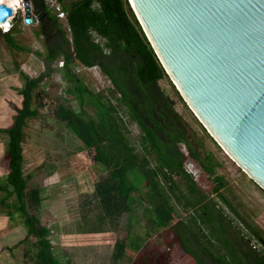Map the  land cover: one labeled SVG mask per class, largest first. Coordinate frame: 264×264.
<instances>
[{
	"label": "trees",
	"instance_id": "16d2710c",
	"mask_svg": "<svg viewBox=\"0 0 264 264\" xmlns=\"http://www.w3.org/2000/svg\"><path fill=\"white\" fill-rule=\"evenodd\" d=\"M32 1L36 5L37 0ZM56 1L66 14L70 39L60 28L58 15L47 13L44 26L49 31L58 30L61 36L60 39L43 37L47 48L46 64L51 71V65L59 57L63 58L67 79L78 86L81 111L75 113L61 103L55 115L66 122L84 149L94 150V162L106 171L96 182L92 196L104 215L87 234L107 232L103 229L105 222L109 224V229L115 228L125 215L130 223L137 205L132 206L134 199L143 206V213L136 220H146L157 231L172 224L176 208L181 205L185 211L193 209L189 218L191 221L187 225L184 222L175 223L173 234L178 238L184 254L192 257L196 264H264V244L258 242V232L243 220L247 230V234H243L241 228L234 227L236 219L226 213L242 221L221 192L225 183L216 175L220 163L213 153L205 150L204 140L177 112L171 97L161 90L160 81L168 75L129 1ZM3 28L7 25L3 24ZM10 35H4L8 44L20 50ZM77 63L87 68H99L111 83L112 97L95 95L71 75L70 67ZM49 76V72L35 79L24 76L25 83L17 88L18 95L22 97L21 108L15 107L17 114L13 124L3 131L10 139L6 152L9 174L6 181L0 184V192L5 193L0 203L4 210L9 209L2 211L6 217L14 220L19 214L31 237L36 238L33 245L36 264H71L70 260L62 262L56 257L49 240L51 230L40 226L35 213L31 219L28 215V208L32 212L40 208L42 192L39 188L29 189L26 184L23 133L28 120L39 116L34 101L40 96L35 95V91ZM87 104L94 109V116L88 115ZM127 124H135L140 130L137 140L140 153L132 143ZM180 146L186 149L188 157L182 153ZM186 158L197 162L212 177L215 187L211 194L217 198L205 194L185 171ZM175 177L186 181L188 194L177 195L180 187ZM137 184L141 185L135 186ZM12 198L14 200L11 201ZM145 236L148 240L151 238V235ZM253 239L261 245L260 249L252 248ZM149 243L143 249L135 246L134 251L142 252L138 256L141 263L152 257L155 247H161V242ZM173 244L170 240L167 246L172 249ZM124 247L125 243L117 244L116 262L123 259Z\"/></svg>",
	"mask_w": 264,
	"mask_h": 264
},
{
	"label": "rangeland",
	"instance_id": "374dc122",
	"mask_svg": "<svg viewBox=\"0 0 264 264\" xmlns=\"http://www.w3.org/2000/svg\"><path fill=\"white\" fill-rule=\"evenodd\" d=\"M48 3H50L49 6L52 8L50 10L53 12L51 15H58L57 3H54V0H48ZM22 19L19 10L13 21V26L16 22L18 26L14 27L10 35L22 50L12 48L5 36L0 35V184L6 181V176L9 174V160L6 152L10 139L3 131L12 126L13 118L17 114L15 107L21 108L22 97L18 95L17 88L25 83L24 76L35 79L49 72L50 76L41 84L39 90L35 91V95L40 96L38 100L35 98L34 101V107L38 108L39 116L28 120L24 129L23 172L29 189L39 188L42 192L41 206L37 212H32L31 208H28L29 218L31 219L35 213L40 221V226L48 227L51 230L49 240L56 257L62 262L73 259L72 264H135L136 261L137 264H196L192 257L184 254L179 246L178 238L173 234L172 228L175 223L184 222L187 225L191 221L189 218L193 209L185 211L181 205L176 208L172 224L168 228L158 231L161 240L156 241L154 232H148L152 226L146 220H144L145 225H141V227L136 225L132 232L126 234L128 238H126L124 257L119 262L114 259L115 248L106 246L110 242L100 240L99 234L96 236L101 241L99 243L102 244L83 247L84 244L90 243L89 240L93 236L87 234L88 230L96 226V223L104 215L98 201L92 196L96 182L104 176L106 171L100 164L94 162V150L84 149L82 142L70 131L66 122L60 121L55 115V111L61 103H64L75 113H79L81 100L76 82L69 81L65 75L62 57H59L51 65V71L47 68L45 58L47 48L43 38L47 31L46 26L45 30L41 23L28 27L23 24ZM11 21L12 19L8 18L7 28L12 25ZM59 25L66 37L70 39L66 20H59ZM55 35L58 37L57 39H60L58 30L50 31L49 38L51 39ZM70 70L71 75H74L79 82L84 83L90 92L95 95L102 94L106 98L112 97L111 83L99 68H87L77 63L72 65ZM159 85L161 90L175 102L177 112L204 140L205 150L213 153L220 163L216 175L221 177L225 183L221 192L242 219L239 221V217L226 212L230 218L236 219L234 227L244 231L246 225L243 220H245L258 232V242L264 244V189L252 180L231 159L225 149L215 141L181 96L176 84L169 76L160 81ZM113 103L117 104L116 100H113ZM86 110L89 116L95 115L90 104L86 105ZM127 129L132 143L136 145L140 153L141 149L137 144L140 130L135 124H127ZM180 148L186 156V149L183 146ZM184 169L187 173L195 172L197 175L192 176L198 187L211 198H217L211 194L215 187L212 177L206 174L197 162L186 158ZM175 179L180 187V191H176L177 195L188 194L186 181L178 177ZM142 184L144 185L145 181ZM4 196L5 193L0 192V201ZM132 206H135V210L131 222L136 224V218L143 213V206L138 204L135 199ZM8 210H4L0 203V264H36L37 258L33 247L36 238L31 237L29 228L19 214L15 215L14 220H10L3 214L2 211L7 212ZM106 223H104L103 229L109 230V224ZM182 229L186 228L182 226ZM77 234L83 244L75 248L77 243L70 241L74 237L69 240L67 236ZM145 235H151V241ZM144 238L145 241L148 240L147 243L150 242L149 244L161 242V247H155L152 257L146 261L142 260L141 263L138 261V256L142 252L134 251V245L143 249L146 246L142 247ZM170 240L174 242L172 249L167 246ZM258 242L252 240L256 249L261 248ZM64 243H68L67 246L72 247L63 248ZM252 248H254L253 245Z\"/></svg>",
	"mask_w": 264,
	"mask_h": 264
},
{
	"label": "water",
	"instance_id": "95a60500",
	"mask_svg": "<svg viewBox=\"0 0 264 264\" xmlns=\"http://www.w3.org/2000/svg\"><path fill=\"white\" fill-rule=\"evenodd\" d=\"M26 25L43 24L22 0ZM201 123L264 189V0H128ZM13 11L0 5V23Z\"/></svg>",
	"mask_w": 264,
	"mask_h": 264
},
{
	"label": "crops",
	"instance_id": "0c3cea01",
	"mask_svg": "<svg viewBox=\"0 0 264 264\" xmlns=\"http://www.w3.org/2000/svg\"><path fill=\"white\" fill-rule=\"evenodd\" d=\"M7 0H3V2H6ZM13 1H15V3H14V5H16L17 4V2H16V0H13ZM8 2V1H7ZM38 2V1H37ZM54 3H57V1L56 0H54ZM44 4H45V8L47 9V10H50V9H52L49 5H50V3H48V0H46V3H45V1H44ZM58 4V3H57ZM35 5V4H34ZM37 5V4H36ZM36 5H35V7H36ZM48 5V6H47ZM59 5V4H58ZM61 8V7H60ZM52 12V11H51ZM53 13V12H52ZM61 20V19H60ZM63 20H66V19H63ZM32 26V25H31ZM23 27H25V26H23ZM29 27V26H28ZM10 34V33H9ZM9 34H3V33H0V35H9ZM20 50H22V49H20ZM195 181V180H194ZM213 197V196H212ZM178 208V207H177ZM136 225H138V226H140L141 227V225H145V222L144 221H142V222H139V220H137V223L135 224V223H132V222H130L129 223V220H128V216L127 215H125L122 219H121V221L118 223V226H116L115 228H113L112 227V229H109L107 232H103V233H95V234H92L93 236H92V239L91 240H89V244H84L83 245V247L84 246H87V247H89V246H93V245H98V244H102V243H99V242H101L100 240H102V241H104V242H110V244L109 245H106V246H112L113 247V249L115 248L116 249V246H117V244L118 243H125V247L124 248H126V238H128V237H126V234H128V233H130V232H132L133 230H134V228H135V226ZM109 228H110V226H109ZM142 229H143V226H142ZM143 231H144V229H143ZM147 231V230H146ZM145 231V232H146ZM92 232H94V231H92ZM148 232H154V237H156V241H159V240H161L160 239V237H159V233H158V231H157V229H153L152 227L150 228V230L148 231ZM124 233V234H123ZM161 233V232H160ZM99 234V238H100V240L99 239H97V236L96 235H98ZM71 237H74L72 240H70L71 239ZM67 238L70 240V241H74V243H77V246L75 247V248H78V247H80L83 243L80 241V238H79V234H77V235H72V236H67ZM135 239V238H134ZM133 239V240H134ZM152 239V238H151ZM150 238H149V240H151ZM84 241V240H83ZM114 243H115V245H114ZM70 244V243H69ZM73 244V243H72ZM68 245V243H64V245H62V247L63 248H66V246ZM74 245V244H73ZM145 245H147V242L145 241V238H144V241H143V246L142 247H144ZM136 245H134V247H135ZM67 247H72V246H67ZM116 253H114V255H115ZM112 256H113V254H112ZM79 258H81V257H79ZM70 260V262H71V264H72V262H73V259H69ZM122 260V259H121Z\"/></svg>",
	"mask_w": 264,
	"mask_h": 264
},
{
	"label": "bare ground",
	"instance_id": "6f19581e",
	"mask_svg": "<svg viewBox=\"0 0 264 264\" xmlns=\"http://www.w3.org/2000/svg\"><path fill=\"white\" fill-rule=\"evenodd\" d=\"M8 1V2H7ZM6 2H3V0H0V5H6L7 8H10L13 11V16L9 17L10 19H12L11 23H12V28H13V21L15 20V17L18 14V11L21 8V0H16L17 4L14 5L15 1L13 0H7ZM6 23H8V19L6 20L5 23H3L4 25H6ZM3 28V27H2ZM12 30L11 28H5V31H10ZM227 154L231 157V159L237 163V161L229 154V152H227ZM238 164V163H237ZM239 165V164H238ZM246 173V172H245ZM247 174V173H246ZM248 175V174H247ZM249 176V175H248ZM251 177V176H249Z\"/></svg>",
	"mask_w": 264,
	"mask_h": 264
},
{
	"label": "flooded vegetation",
	"instance_id": "af4514ba",
	"mask_svg": "<svg viewBox=\"0 0 264 264\" xmlns=\"http://www.w3.org/2000/svg\"><path fill=\"white\" fill-rule=\"evenodd\" d=\"M38 2L36 3L37 5H36V7L37 8H39V7H41L43 4H44V1H45V3H46V0H37ZM45 5V4H44ZM47 13H51L52 14V12H51V10H50V12H48V10L45 8V10H43V9H40V16H41V18H43V22L45 21V23H47L46 21H47ZM45 23H43V25L45 24ZM46 26V25H45ZM45 26H44V30H45ZM47 29V31H46V33L44 34V36H46L48 39H49V37H50V31H49V29L48 28H46ZM59 35L61 36V33L59 32ZM56 37V35L54 36V38ZM53 38V37H52Z\"/></svg>",
	"mask_w": 264,
	"mask_h": 264
},
{
	"label": "clouds",
	"instance_id": "9594fccd",
	"mask_svg": "<svg viewBox=\"0 0 264 264\" xmlns=\"http://www.w3.org/2000/svg\"><path fill=\"white\" fill-rule=\"evenodd\" d=\"M21 1H22V0H21ZM31 1H32V0H31ZM32 3H33V1H32ZM33 5H34V3H33ZM20 11H21V17L23 18V19H22L23 24H24L25 26H31V25H26L25 22H24V17H25V16H24L23 1H22V6H21ZM13 15H14V14H13ZM13 15H12V16H13ZM10 17H11V16H10ZM8 18H9V17H8ZM8 18H7V19H8ZM58 18H59V17H58ZM14 25H15V26H13V28H12V26H10V28H11L12 30H10V31H5V28H2V27H3V23H0V32L3 33V34H9V33L11 34V33L13 32V30H14V27L18 26V23L16 22V23H14ZM186 154H187L186 156H188V153H187V152H186ZM188 173H189V172H188ZM189 174H190V173H189ZM190 175L192 176V174H190ZM192 177H193V176H192Z\"/></svg>",
	"mask_w": 264,
	"mask_h": 264
},
{
	"label": "built area",
	"instance_id": "2783aa9c",
	"mask_svg": "<svg viewBox=\"0 0 264 264\" xmlns=\"http://www.w3.org/2000/svg\"><path fill=\"white\" fill-rule=\"evenodd\" d=\"M56 11L58 12L59 19H61V20L66 19V14L61 10V8H60V6L58 4L56 5ZM190 173L193 176L197 175L195 172H192V171H190ZM243 234H245V235L247 234V230L246 229H244ZM246 239H248V237H246ZM251 245H253V247L256 248L255 244L252 243V240H251Z\"/></svg>",
	"mask_w": 264,
	"mask_h": 264
}]
</instances>
